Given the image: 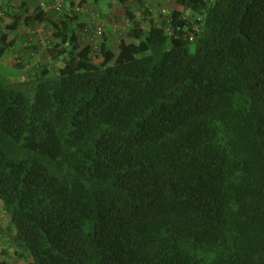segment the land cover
<instances>
[{"label": "trees", "instance_id": "1", "mask_svg": "<svg viewBox=\"0 0 264 264\" xmlns=\"http://www.w3.org/2000/svg\"><path fill=\"white\" fill-rule=\"evenodd\" d=\"M114 1L128 37L94 48L72 3L0 0V58L24 68L18 38L49 36L46 63L0 84L5 248L28 264H264V0H170L162 24Z\"/></svg>", "mask_w": 264, "mask_h": 264}, {"label": "rangeland", "instance_id": "2", "mask_svg": "<svg viewBox=\"0 0 264 264\" xmlns=\"http://www.w3.org/2000/svg\"><path fill=\"white\" fill-rule=\"evenodd\" d=\"M91 2L93 4L96 3L99 10H101L103 12V14H106L110 11H113V9H114L117 16L115 15V17L110 18L112 20L111 23H108L109 21H107V19L104 18V20L106 21V30L110 31L116 27H121V28L123 27V28H126V30H124V34H125L124 37H126V36L128 37L127 25L125 23H123V21H119L118 19H115V18H118V15H119V17H122V15H123V8L121 7V5L119 6V4L112 2V0H90V3ZM173 4H175V3H173ZM166 5H168V4H166ZM0 23H1V21H0ZM1 25H2V23L0 24V26ZM3 27H5V26H3ZM37 30H38L36 32L38 34L37 37H35L36 36L35 35L32 39L37 44L40 43L38 45V47L40 49L37 51L34 50L33 48H29L28 51H26V47H28L29 44L27 45V42L25 40L18 38V48H20L22 51H25V53H24L25 55H28V52H29L30 53L29 55L32 56V59L30 60V62L28 61V63L26 64V66L24 68H22V66H21V68L18 66L20 62L17 63L19 60L16 59V57H15L16 54L14 52H9L4 58H0V84H7V83H10L12 81L19 80V77L21 78V77L27 75V73H29V71L31 70L30 68L31 67L33 68L34 66H36L37 63H43L44 64L47 62L46 56H44L42 53L45 51L44 48L47 46L46 40L49 39V36H48V33H47V31L43 25H41ZM23 32H24V34L25 33L26 34H32V31L26 32V30H24V31L21 30L19 34L23 35ZM26 59L27 58H25L24 60H26ZM18 71H20L19 75H17ZM6 260L9 264H28L27 258L21 257L17 254H9Z\"/></svg>", "mask_w": 264, "mask_h": 264}, {"label": "built area", "instance_id": "3", "mask_svg": "<svg viewBox=\"0 0 264 264\" xmlns=\"http://www.w3.org/2000/svg\"><path fill=\"white\" fill-rule=\"evenodd\" d=\"M36 2L44 11H53L58 14H63L66 10V5H70L72 3V12H75L80 15L81 18L85 19L84 26L81 29L82 34L94 48L99 47V44L102 42L106 32V21L103 19L100 10L96 7L87 2L84 3L82 0H36ZM148 9L151 11L153 17L158 19L159 24H162L164 20L171 23L172 19L168 15L167 7L163 4L160 5V2L157 0H144L142 11L138 10L137 15L140 17L142 12H145ZM125 29L126 28L123 27L113 28V33L116 35L115 42L119 41V36H123ZM165 29L168 34L173 33L170 26H165ZM194 29L197 30V27L195 26ZM21 78L24 80L25 76ZM3 248H5V246L0 242V250Z\"/></svg>", "mask_w": 264, "mask_h": 264}, {"label": "crops", "instance_id": "4", "mask_svg": "<svg viewBox=\"0 0 264 264\" xmlns=\"http://www.w3.org/2000/svg\"><path fill=\"white\" fill-rule=\"evenodd\" d=\"M158 1H160L161 4H163V5L170 4L169 0H158ZM112 2H115L116 4L118 3V1H114V0H112ZM16 3H18V1ZM87 3H89L90 5H93V6L96 4V3L93 4L92 2L90 3V0H87ZM115 15L117 16V14L115 13V10L113 9V11H110V12L104 14V18H106L107 21H109L108 23H111L112 20L110 18L115 17ZM115 19H118L119 21H123V23H125V19H127V18L119 17V15H118V18H115ZM28 31L31 32V30L27 29L26 32H28ZM110 31H111L110 32V37H111L110 39L114 40V41H112V43H113L116 40V35L113 33V30H110ZM29 48H32V47H26V49H29ZM2 212L3 211L0 208V226H1L0 242L5 246L2 239H4V237L7 236L8 232H9V229H8L9 219L7 216L5 217V215ZM9 245H8V248H9ZM4 249H6V248H3L2 250H0V264H2V263L9 264L6 259H7L9 254H14V249H11V251H10V248L8 250L6 249L7 250V251L5 250L6 252H4Z\"/></svg>", "mask_w": 264, "mask_h": 264}]
</instances>
